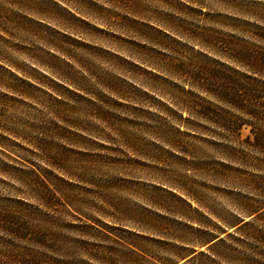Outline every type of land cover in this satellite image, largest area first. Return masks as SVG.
I'll return each instance as SVG.
<instances>
[{"label": "rangeland", "instance_id": "1", "mask_svg": "<svg viewBox=\"0 0 264 264\" xmlns=\"http://www.w3.org/2000/svg\"><path fill=\"white\" fill-rule=\"evenodd\" d=\"M256 132L264 0H0V264H264Z\"/></svg>", "mask_w": 264, "mask_h": 264}, {"label": "trees", "instance_id": "2", "mask_svg": "<svg viewBox=\"0 0 264 264\" xmlns=\"http://www.w3.org/2000/svg\"><path fill=\"white\" fill-rule=\"evenodd\" d=\"M254 114V113H253ZM225 125V124H224ZM227 126V125H226ZM231 127V124L228 125V127ZM256 134H260L258 135V137L256 136V143L258 145V147L260 148H263L264 149V133H259V132H256ZM260 136V137H259Z\"/></svg>", "mask_w": 264, "mask_h": 264}]
</instances>
